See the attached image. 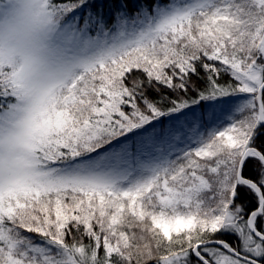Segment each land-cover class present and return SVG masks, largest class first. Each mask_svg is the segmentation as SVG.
<instances>
[{
    "label": "snow or ice",
    "instance_id": "6c2138e0",
    "mask_svg": "<svg viewBox=\"0 0 264 264\" xmlns=\"http://www.w3.org/2000/svg\"><path fill=\"white\" fill-rule=\"evenodd\" d=\"M0 264H264V0H0Z\"/></svg>",
    "mask_w": 264,
    "mask_h": 264
}]
</instances>
